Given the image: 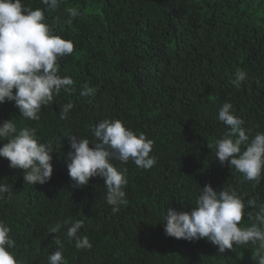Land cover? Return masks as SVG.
<instances>
[{
	"label": "trees",
	"instance_id": "obj_1",
	"mask_svg": "<svg viewBox=\"0 0 264 264\" xmlns=\"http://www.w3.org/2000/svg\"><path fill=\"white\" fill-rule=\"evenodd\" d=\"M22 3L42 9L53 33L73 41L74 51L57 65L75 91L62 89L38 121L20 116L14 101L0 104V123L13 119L18 130L35 127L38 141L53 147V174L44 184L25 183L24 170L0 157V184L13 186L0 198V220L12 230L10 251L19 264H47L56 250L64 264H257L258 245H235L221 254L206 238L166 235L163 221L169 207L190 212L211 184L218 192L235 189L246 205L256 199L241 225L256 223L264 174L259 184L246 180L208 145L229 130L218 119L225 102L251 129L250 138L264 132V0H61L54 10L42 0ZM237 69L247 74L239 86L232 83ZM84 84L95 93L80 95ZM68 102L74 107L61 119ZM105 119L146 133L157 158L147 170L131 160L112 161L127 168L128 178L127 204L115 214L102 178L73 187L68 169V136L92 140V129ZM65 220L84 221L78 235L89 237L90 249L69 241ZM57 223L60 231L50 233Z\"/></svg>",
	"mask_w": 264,
	"mask_h": 264
},
{
	"label": "clouds",
	"instance_id": "obj_2",
	"mask_svg": "<svg viewBox=\"0 0 264 264\" xmlns=\"http://www.w3.org/2000/svg\"><path fill=\"white\" fill-rule=\"evenodd\" d=\"M60 2L42 0L53 10L60 6ZM67 11L72 16L77 15L75 9ZM73 51V41L53 33L45 22L42 9L33 10L22 0H0V104L14 101L20 116L38 121L42 108L53 104L54 96H59L62 89L67 94L75 91L73 79L62 77L57 65L58 58ZM246 78V72L237 69L232 83L239 86ZM94 93V88L84 84L80 95ZM73 107L71 102L64 104L60 118L67 119ZM218 119L229 126V130L222 139L208 146L215 148V157L222 164L229 163L246 180L259 184L264 174V132L250 138L251 129L243 127V119L234 115V106L229 102L220 108ZM92 131V140L68 136L72 149L67 153L69 176L73 187L87 186L94 176L102 178L107 189L106 201L115 214L121 205L127 204L125 188L128 178L127 168H117L112 161L126 164L131 160L138 168L151 169L157 163V158L150 155L154 140L144 132L133 131L120 119L102 120ZM5 139L7 142L0 147V157L10 162L11 168L24 170L25 183L44 184L51 179L53 147L50 143L38 141L35 127L18 130L13 119L5 120L0 123V140ZM202 189L190 212L172 207L167 209L163 221L166 235L189 241L206 238L218 246L221 254L235 245H258L253 256L257 264H264V204L258 206L256 223L242 226L245 208L257 207L256 199L248 200L246 205L235 189L223 188L218 192L211 184ZM12 190L11 184H0V198ZM69 224L68 220L63 222V225ZM63 225L57 223L49 232L58 233ZM83 225V220L72 222L67 228V237L69 241L75 240L77 249H90L89 237L78 235ZM11 231L5 220H0V264H19L15 253L10 251L16 243ZM56 242L60 244L59 240ZM47 264H64L62 251H54Z\"/></svg>",
	"mask_w": 264,
	"mask_h": 264
}]
</instances>
